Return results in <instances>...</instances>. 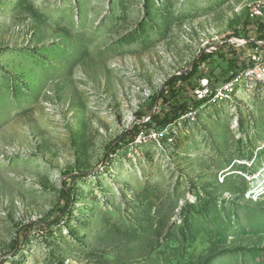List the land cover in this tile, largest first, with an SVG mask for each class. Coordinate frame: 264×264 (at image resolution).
Returning <instances> with one entry per match:
<instances>
[{
  "label": "rangeland",
  "instance_id": "1",
  "mask_svg": "<svg viewBox=\"0 0 264 264\" xmlns=\"http://www.w3.org/2000/svg\"><path fill=\"white\" fill-rule=\"evenodd\" d=\"M238 2L0 0V264H264V88L212 102L257 54ZM211 49L214 95L110 155Z\"/></svg>",
  "mask_w": 264,
  "mask_h": 264
},
{
  "label": "trees",
  "instance_id": "2",
  "mask_svg": "<svg viewBox=\"0 0 264 264\" xmlns=\"http://www.w3.org/2000/svg\"><path fill=\"white\" fill-rule=\"evenodd\" d=\"M257 26L258 27L256 28L254 26L255 31L257 32L256 35L254 37H247L246 40L249 41L248 46L259 49L258 42L264 41V25L260 23L257 24ZM237 38L242 39L241 36H237ZM219 51L220 50L215 53H218ZM215 53H213L212 55H214ZM212 58L213 57L211 55L203 53L190 72L170 78L165 86V89L155 98V100L153 101V105L149 109L148 116H146L150 117L149 124H142L139 126L135 125L131 131H126L125 134L115 144L109 147L108 152L110 153V155H113L124 145L129 146L135 143L138 136L143 132L145 128H167L180 120L182 117L186 116L188 113L202 107L208 101V98L200 99L198 91H202V87L199 84V81L206 78L202 73V67L207 63H209L211 66L214 65ZM229 63L231 67L237 70V73L240 72L243 68L249 67V64L245 67H241V61L237 58L229 61ZM213 72L214 70H211L209 76H212L214 74ZM160 103H162L161 110L153 113L154 108H156L155 106ZM146 117H140L138 119L139 122H142ZM110 155L106 156L107 161L110 160ZM78 178L81 177H73L67 179L64 182L63 197L66 200V206L62 211L61 216L58 217H62V220L57 222V226H59L61 222L64 221L69 215V209L73 204L72 199L75 195L72 188V181ZM19 242L20 239L17 238L16 245L19 246ZM13 249L14 252L18 251L17 255H19L22 251L21 247L19 250H17L16 247H14Z\"/></svg>",
  "mask_w": 264,
  "mask_h": 264
},
{
  "label": "built area",
  "instance_id": "3",
  "mask_svg": "<svg viewBox=\"0 0 264 264\" xmlns=\"http://www.w3.org/2000/svg\"><path fill=\"white\" fill-rule=\"evenodd\" d=\"M235 12L238 14L245 13L249 16L255 28L258 27L257 24L264 25V0H240L237 5L235 4ZM243 43L249 45V41ZM258 44L259 49H256L257 54L250 62L249 67L243 68L229 83L220 90H216V96L212 102L216 104L233 102L236 97L240 96L241 90L246 91L247 95H253L259 88H264V41H260ZM211 50L214 53L217 52L216 49ZM205 91V96L198 92L200 99L214 95L208 89Z\"/></svg>",
  "mask_w": 264,
  "mask_h": 264
},
{
  "label": "water",
  "instance_id": "4",
  "mask_svg": "<svg viewBox=\"0 0 264 264\" xmlns=\"http://www.w3.org/2000/svg\"><path fill=\"white\" fill-rule=\"evenodd\" d=\"M194 65H195V63L193 64V66H194ZM193 66H192V67H193ZM153 113H154V112H153Z\"/></svg>",
  "mask_w": 264,
  "mask_h": 264
}]
</instances>
